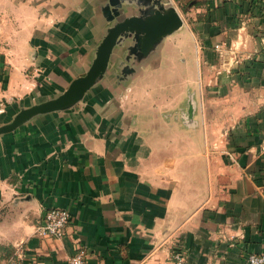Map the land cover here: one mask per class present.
Instances as JSON below:
<instances>
[{
  "label": "crops",
  "instance_id": "obj_1",
  "mask_svg": "<svg viewBox=\"0 0 264 264\" xmlns=\"http://www.w3.org/2000/svg\"><path fill=\"white\" fill-rule=\"evenodd\" d=\"M170 9L184 23L148 53L121 34L81 99L0 132V264L16 252L67 264L78 247L87 264H173L176 249L188 264H250L264 251V0H0V126L86 73L113 24ZM142 73L195 91L186 147L149 124L165 100L140 97ZM56 206L73 215L67 232L40 235Z\"/></svg>",
  "mask_w": 264,
  "mask_h": 264
},
{
  "label": "water",
  "instance_id": "obj_2",
  "mask_svg": "<svg viewBox=\"0 0 264 264\" xmlns=\"http://www.w3.org/2000/svg\"><path fill=\"white\" fill-rule=\"evenodd\" d=\"M183 23V17L176 9L158 10L148 17L132 15L116 22L104 35L86 73L74 78L68 88L55 98L21 109L11 123L0 126V132L17 127L33 114L62 108L81 99L98 77L106 71L113 48L121 34L131 31L140 33L142 51L148 53L157 41L182 27Z\"/></svg>",
  "mask_w": 264,
  "mask_h": 264
},
{
  "label": "rangeland",
  "instance_id": "obj_3",
  "mask_svg": "<svg viewBox=\"0 0 264 264\" xmlns=\"http://www.w3.org/2000/svg\"><path fill=\"white\" fill-rule=\"evenodd\" d=\"M186 39V47H197V42L193 38H189L188 36L184 37ZM169 50L173 49V46L168 47ZM190 60V59H189ZM181 62L183 65H188L194 67V63L191 61H185L182 58ZM191 64V65H190ZM198 99L202 100V92L201 89V77L199 72V64H198ZM188 74V73H187ZM144 79H142L143 85H140L139 95L140 97H145L143 100L145 102H153L154 100L164 99L165 105L156 107L150 104L148 109L151 115L150 119H153L149 122L151 125H155V127H159L163 129V131H167L174 134V138L169 139L170 142L173 143L174 146L186 147L191 141L189 131H192L193 123H191V117L194 115V106H195V91L189 89H183L180 92L174 91L173 89H168L173 79L172 74H158L151 75L142 73ZM186 75H183V83L185 81L189 82L190 79ZM140 77V76H139ZM166 80L165 84H162L163 81ZM204 81V78H203ZM124 98H126V92L123 93ZM221 106H217L220 108ZM203 112V110L201 111ZM159 120H155L154 118ZM158 117V118H157ZM202 127L205 128V123L202 122ZM150 132H153L152 128H149ZM180 157H190L189 154L177 155ZM178 158V157H177Z\"/></svg>",
  "mask_w": 264,
  "mask_h": 264
},
{
  "label": "built area",
  "instance_id": "obj_4",
  "mask_svg": "<svg viewBox=\"0 0 264 264\" xmlns=\"http://www.w3.org/2000/svg\"><path fill=\"white\" fill-rule=\"evenodd\" d=\"M264 156V147L262 151ZM73 219V215L67 208L53 207L48 209L43 217L42 222L37 226V232L40 235L48 237H61L67 232V228ZM173 264H188L187 256L184 251L176 249L173 252ZM250 264H264V251L252 252L247 256ZM8 264H27L23 255L16 252L9 259ZM67 264H87L86 251L82 247L69 256Z\"/></svg>",
  "mask_w": 264,
  "mask_h": 264
}]
</instances>
